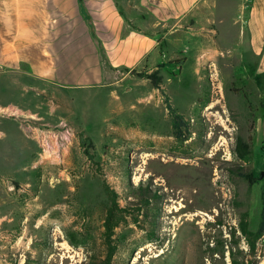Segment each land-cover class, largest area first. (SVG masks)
Segmentation results:
<instances>
[{"label":"rangeland","instance_id":"obj_1","mask_svg":"<svg viewBox=\"0 0 264 264\" xmlns=\"http://www.w3.org/2000/svg\"><path fill=\"white\" fill-rule=\"evenodd\" d=\"M165 59L161 70L119 83L124 102L148 107V121L133 108L119 133L108 90L77 100L78 119L57 123L76 131L63 161L33 152L17 123L24 133L2 124L29 149L19 153L16 171L0 167V264H88L90 257L102 264L103 218L113 198L124 210L115 217L111 264H264V234L252 253L241 230L255 232L261 220L264 154L253 146L244 163L235 153L237 137L249 144L264 100H250L241 63L225 51L198 75L190 66L180 73L177 52ZM176 116L189 132L175 136ZM7 145L0 141L5 161ZM240 170L257 179L250 183ZM128 182L156 194L142 208L147 216Z\"/></svg>","mask_w":264,"mask_h":264},{"label":"crops","instance_id":"obj_2","mask_svg":"<svg viewBox=\"0 0 264 264\" xmlns=\"http://www.w3.org/2000/svg\"><path fill=\"white\" fill-rule=\"evenodd\" d=\"M224 51L241 63L250 100H264V0H0V108L57 124L78 119L77 100L108 90L121 133L133 108L148 121V107L124 102L119 83L161 70L175 52L180 73L190 66L198 75ZM10 120L0 128L20 129ZM0 131L10 155L0 167L14 172L29 145ZM250 139L264 154L262 105Z\"/></svg>","mask_w":264,"mask_h":264},{"label":"trees","instance_id":"obj_3","mask_svg":"<svg viewBox=\"0 0 264 264\" xmlns=\"http://www.w3.org/2000/svg\"><path fill=\"white\" fill-rule=\"evenodd\" d=\"M148 78V77H147ZM152 77H149L151 79ZM154 82V81H153ZM156 86V82L153 83ZM181 130L184 132H189L190 128L189 125L182 121L181 117L176 116L174 118V124H173V132L175 136L181 134ZM187 136L184 137L183 140H186ZM249 144H245L243 139L241 137L236 138V147H235V153L239 160L242 162L246 163L249 160V157L252 155V150H251V139L249 137L248 139ZM237 175L247 179L250 183H253L257 178H254L252 174H247L246 172H242V170L237 171ZM151 184V183H150ZM127 191L129 196H134L136 197L137 201L139 202L137 205V210L142 212V215L147 216V211L145 210L148 205L151 203L152 200H155L156 194H153V197H150V192H148V187L143 188L141 184L138 185H132L128 182L127 185ZM114 199V198H113ZM111 200V204L105 211V215L103 218V232H102V242L104 246V257L102 259V264H111V258L113 256V251L114 247L111 244V237L114 234L115 228L118 227V221H116V213L117 210L122 212L124 208L119 207V204L117 203L116 200ZM142 208H145L142 210ZM242 233L244 237L247 240L250 252L253 253L255 249V243L256 241L264 234V210L261 212V220L258 224V227L255 232H250L247 230V227L245 225L242 226L241 228ZM88 264H100L97 263L94 259H91L88 262ZM232 264H238L236 263L235 259H232ZM243 264V263H242Z\"/></svg>","mask_w":264,"mask_h":264},{"label":"built area","instance_id":"obj_4","mask_svg":"<svg viewBox=\"0 0 264 264\" xmlns=\"http://www.w3.org/2000/svg\"><path fill=\"white\" fill-rule=\"evenodd\" d=\"M1 119L15 121L24 130L26 136L35 143L39 155L46 154L58 161L64 160L65 153L75 137L76 131L67 123L51 125L37 115L24 116L18 109L0 108Z\"/></svg>","mask_w":264,"mask_h":264},{"label":"bare ground","instance_id":"obj_5","mask_svg":"<svg viewBox=\"0 0 264 264\" xmlns=\"http://www.w3.org/2000/svg\"><path fill=\"white\" fill-rule=\"evenodd\" d=\"M138 180H139L138 176L133 177V181L137 182Z\"/></svg>","mask_w":264,"mask_h":264}]
</instances>
